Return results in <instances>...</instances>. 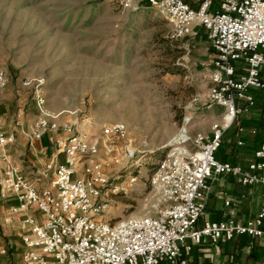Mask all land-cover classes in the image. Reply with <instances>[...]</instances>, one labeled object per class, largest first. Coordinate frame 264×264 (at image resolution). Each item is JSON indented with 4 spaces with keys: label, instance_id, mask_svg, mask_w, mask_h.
Returning <instances> with one entry per match:
<instances>
[{
    "label": "built area",
    "instance_id": "obj_1",
    "mask_svg": "<svg viewBox=\"0 0 264 264\" xmlns=\"http://www.w3.org/2000/svg\"><path fill=\"white\" fill-rule=\"evenodd\" d=\"M215 2L217 8L212 10ZM118 4L124 10L136 5L154 10L170 23V39L175 41L192 34L194 27L206 31L213 53L207 99L222 110L221 120L208 138L195 141L194 151L165 155L155 165L147 182L165 206L153 214L114 219L107 192L125 194L134 180L112 184L120 176L108 173L121 165L127 170L134 167L140 147L128 142L123 123L103 126L90 137L85 117L74 123L58 121L45 110L43 94L36 89L33 100L39 117L26 134L29 146L45 132L62 136L54 142L57 155L36 171L33 182L2 155L0 198L12 196L17 202L10 214L19 218L22 228L20 264H187L186 255L203 241L217 244L264 234V205L246 222L232 214L198 225L209 182L218 177H230L242 186L259 185L264 201V137L245 169L215 158L227 131L241 133L240 116L254 105L249 90L259 91L264 99V0H200L196 10L184 0H118ZM6 84L0 73V89ZM30 85V79L23 80V87ZM14 140V134H6L0 126V148ZM235 144L244 146L241 139ZM80 159L85 163L76 177Z\"/></svg>",
    "mask_w": 264,
    "mask_h": 264
},
{
    "label": "rangeland",
    "instance_id": "obj_2",
    "mask_svg": "<svg viewBox=\"0 0 264 264\" xmlns=\"http://www.w3.org/2000/svg\"><path fill=\"white\" fill-rule=\"evenodd\" d=\"M202 32L194 27L185 38L169 41L172 27L161 15L143 5L124 10L118 0H0V73L7 79L0 114L9 125L21 111L28 130L39 117L33 100L39 89L48 113L68 123L85 117L90 137L123 123L128 142L140 152L134 167L109 171L120 176L112 184L134 180L125 194L107 192L109 214H153L166 205L147 182L157 162L194 151L195 141L208 138L221 120L207 99L211 58ZM24 79L31 85L23 87ZM61 136L45 132L33 141L46 147L36 157L42 165ZM18 137L9 151L32 176L42 165L28 162L29 143ZM21 235L18 220L0 211V251H6L0 264H20Z\"/></svg>",
    "mask_w": 264,
    "mask_h": 264
},
{
    "label": "crops",
    "instance_id": "obj_3",
    "mask_svg": "<svg viewBox=\"0 0 264 264\" xmlns=\"http://www.w3.org/2000/svg\"><path fill=\"white\" fill-rule=\"evenodd\" d=\"M190 8L196 10L199 7L200 0H184ZM217 8V2L213 4L212 10ZM202 29V34L206 42V31ZM202 36V37H203ZM209 49V47H208ZM210 51L211 61L208 64V78L210 87V65L213 59V53ZM209 89V88H208ZM249 93L254 97L253 107L244 110L240 116V124L242 131L238 134L235 130L231 129L227 131L223 138L228 146L227 151L223 156H219L218 160L223 163H229L231 165H238L244 169L252 162L254 152L259 147V144L264 137V99L259 91L250 89ZM219 117L221 115V109ZM23 113L17 111L13 119L10 120L9 125H5V116L0 114V126L3 132L6 134L14 132V143L4 148H0V177L4 168L2 161V155L10 159V161L16 165H19L23 174L27 177L29 182H33L35 178L33 174L25 173L24 167L15 162L10 153L8 147L16 144V137L19 140L18 135L26 139L28 134L34 127L32 125L28 130L24 131ZM221 119V117H220ZM37 120V119H36ZM36 122V121H35ZM35 124V123H33ZM11 126V129H9ZM241 139L244 142L243 147H236L235 141ZM18 145H20L17 142ZM34 146V147H33ZM5 148L6 151H5ZM31 151V159L28 162L33 163L40 161L36 159L37 153L46 149L40 142H34L32 146L28 147ZM57 155L56 150L51 155V159ZM60 158V157H59ZM83 159H80L77 164L76 177L81 176L82 167L84 165ZM44 164V163H43ZM42 165V164H41ZM36 173V172H35ZM39 186V184H37ZM263 190L259 185L242 186L230 177H218L209 182V189L207 191L204 211L199 219L198 225L202 226L204 223L218 222L222 220L225 215H234L240 222H246L253 219L264 205ZM17 205V202L12 196H7L5 199L0 198V211L6 213L13 218H16L20 224V220L17 217H13L10 214V208ZM35 218L40 220V215L34 213ZM21 227V224H20ZM264 230V221H263ZM187 264H264V234L257 238L251 239L247 236H240L235 238L231 242H218L217 244H210L203 241L199 245L192 248V250L186 255Z\"/></svg>",
    "mask_w": 264,
    "mask_h": 264
},
{
    "label": "trees",
    "instance_id": "obj_4",
    "mask_svg": "<svg viewBox=\"0 0 264 264\" xmlns=\"http://www.w3.org/2000/svg\"><path fill=\"white\" fill-rule=\"evenodd\" d=\"M169 41H174V40H172V39H169ZM178 121H179V119H177ZM263 127H264V123H263ZM226 143H225V140H224V138H223V140H222V144L220 145V147H219V149L216 151V153H215V158H216V160H218V158H219V156L221 157V156H223V154L227 151V149H228V146H226L225 145ZM235 146H236V144H235ZM237 147V146H236ZM219 161V160H218Z\"/></svg>",
    "mask_w": 264,
    "mask_h": 264
},
{
    "label": "bare ground",
    "instance_id": "obj_5",
    "mask_svg": "<svg viewBox=\"0 0 264 264\" xmlns=\"http://www.w3.org/2000/svg\"><path fill=\"white\" fill-rule=\"evenodd\" d=\"M183 135V134H182Z\"/></svg>",
    "mask_w": 264,
    "mask_h": 264
}]
</instances>
